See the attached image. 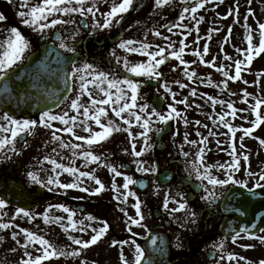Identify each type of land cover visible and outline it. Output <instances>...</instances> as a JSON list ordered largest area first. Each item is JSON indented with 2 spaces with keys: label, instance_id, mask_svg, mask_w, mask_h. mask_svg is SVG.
<instances>
[{
  "label": "rangeland",
  "instance_id": "374dc122",
  "mask_svg": "<svg viewBox=\"0 0 264 264\" xmlns=\"http://www.w3.org/2000/svg\"><path fill=\"white\" fill-rule=\"evenodd\" d=\"M143 1V0H142ZM40 0H29V6H34L39 3ZM119 2V0H117ZM139 0H134L132 10L122 14L120 23L113 25L108 29H93L91 25L99 20L103 21L101 13L110 10L112 0H88L86 7H90L93 4L99 8L95 18L92 14H86L81 16L79 13H73L68 16L62 14H56L55 18L70 21L67 24H60L55 29L73 28L78 32H82L79 26V19L86 18L89 23V35L94 33L93 58L97 61V71H104L108 73L110 79H134L137 80L141 87L138 93L137 107L132 109V112L140 113L139 106L147 104L148 111L155 108L151 104V95L155 91L159 96L163 98L170 106H174L179 110V118L187 120L185 126L186 131L193 133L195 127H204L209 130V127L214 123L216 130V149L215 151L224 150L232 153L233 144H235V152L239 155L244 152V156L248 157L250 163L259 161L264 163V146L260 143L262 135L264 133V124L254 126L255 111H260L264 115V104L261 105L259 110H254L252 105L255 104L256 99L264 100V53L258 56H254L251 64H245L242 66L241 79L227 80V77L222 72H218L217 67H223L224 71L229 72L230 75H234L235 68L234 62L237 59H243L244 57L236 51L237 48H247V35L250 33L253 37L252 43L254 46H258L260 41V32L258 30L257 21L264 23V0H209L205 3L203 9H198L196 13L197 20L200 17L204 19L197 24V20L191 19L190 13H183L184 7L194 6V0H171V3L163 8H157L154 4V0H149L147 4L141 5L136 17V7L139 5ZM22 0H0V14H3L7 19L0 21V41H3L8 34V30L11 27L18 28L24 37L30 41V49L33 48L32 43L38 41L42 36L41 33L33 30V28L25 26L21 18L18 16V12L21 10L27 11L28 8L21 7ZM147 5V6H146ZM251 12V14H249ZM184 15L187 18L183 21L180 20V16ZM130 20L131 26L127 27L128 31H122L121 36L116 44L110 42L118 35L122 18ZM247 16V21L245 17ZM50 17L49 19H52ZM133 21V22H132ZM247 24V27H245ZM178 25H183L178 27ZM169 28L171 31H169ZM198 28V31H197ZM52 29V28H51ZM51 29H46L45 32H50ZM231 30V35H229ZM159 31L161 36H156L154 33ZM137 32V33H136ZM167 37V39H165ZM132 39L138 43L135 45L139 47L141 43H147L153 47L150 51H155L156 46L164 47L166 49L165 63L162 64L158 71L162 73L159 80L148 79L147 77H134L127 73L123 67V59L127 58L130 64L146 62L147 57L136 53H128L118 47L119 42L123 40ZM72 40V39H71ZM75 38L73 41H77ZM183 40L184 44L181 45L180 41ZM103 42V45L98 44ZM171 45V47H169ZM97 47V49L95 47ZM208 47L207 54L203 53L204 47ZM180 47H185L183 59L188 62L186 65L180 64L179 61L171 57L170 53L173 50L178 51ZM200 51L204 61L211 63L200 62V57L193 55V51ZM29 52V51H28ZM25 54V58L28 55ZM115 52V56L112 53ZM231 57V59H225V57ZM116 57L121 58V63H116ZM24 58V59H25ZM100 68V69H99ZM185 70L188 72H195L196 75L192 79H188L185 75ZM90 79V77H89ZM156 81L157 87L153 88L147 86L146 81ZM227 80V88L224 87V81ZM247 81V83H245ZM167 84L171 89V92H166L162 87L163 84ZM183 85V87L181 86ZM106 87V85H105ZM89 89L93 92V96L96 99L104 98L103 94L92 85H89ZM195 91V95H192ZM248 93L245 97L244 92ZM172 93H175V99H173ZM74 95H80V99L83 97L85 100H81V104H87L91 107L89 98L87 95H81L79 91V85ZM209 97H213L215 100L221 103L213 104ZM186 100L184 103H176V101ZM227 103H231L235 109V115H232L233 109L227 108ZM71 102L60 112L58 115L68 112L69 116L76 115L77 121L73 127V132L76 135L84 136L87 132L84 130L85 125L81 123L84 120L81 114H77L75 110L70 107ZM108 110V116L102 117V122L107 123L109 119L113 121L116 127L121 129H128V131H115L107 139L99 142L101 143V150L104 149L107 152L108 157H112L110 162L107 157L102 153H98L96 149H90L82 146L75 136L71 133L58 132L62 141L69 145V147H60L59 141L52 140V131L55 128L63 129L65 126L60 124L59 121L52 122L54 128L49 129L43 126H39L36 137L30 142V147L20 158L19 164L16 160L17 153L21 150V145L18 142V137L15 141V152L10 150V147L0 151V165L7 167L10 164H14V174L20 176L22 180H28L32 184L42 185L44 187L58 188L55 183L48 185L49 178H59L61 183L76 182L80 184V187H87L94 191L98 185L95 184L93 179L88 177H78L76 175L67 174L62 169H56L53 171L54 166L46 160V157L56 160L58 163L65 165L66 167H74L79 171L91 172L92 175L100 179L105 188L97 195H91L89 192H82L78 189H71L63 196L72 198L68 200L70 203L77 205L81 201H89L94 205H100V210L94 215L92 211H89L87 215H80L78 211L72 207H68L76 213L73 217L78 223L83 221V224L87 226L89 223L93 227H101L100 221H104L105 216L110 217L109 222L111 228L106 236L99 242L93 250H82L79 257L65 256L61 258H52L45 260L42 264H92L93 257L96 264H115L118 259V251L115 247L110 246L114 240L113 233L115 235L120 234L124 236L126 234H136L138 238L146 237L148 232V218L150 212L147 211L148 206L144 204V201L140 200L141 212L143 214V220L141 225H133L129 222V217L139 219L136 216L135 203L137 192L134 189V184L129 186V191L134 193V196H129L127 201L123 200L121 193L125 192L122 187L124 183L123 177H115L107 167H103L100 163L104 161V164L115 166L119 171L125 175L134 177L143 174H147L141 171H137V165L134 163L136 160H140L145 168H151L153 162V154L156 151L157 145V133L163 127L162 123L156 122V118L153 117V123L150 125V131L148 132L147 147L144 144V138L139 135L144 129L136 123L135 117L130 116L128 113L123 115L132 121V126L124 124L122 120L114 115L110 106H104ZM243 110V111H242ZM164 112V109L161 111ZM221 114L225 115V120L233 128L237 129L235 135L230 133L229 136L224 134L221 129L219 117ZM3 113L0 112V124L6 123L3 120ZM245 117V118H242ZM199 122V123H197ZM88 125L95 131V128L101 129L93 122L88 121ZM244 128H252L253 131L249 135H243L240 131ZM32 131V130H31ZM129 132L132 137L129 136ZM29 135L28 133H26ZM5 133H0V136ZM207 135V132H206ZM208 139V137H204ZM219 142V143H218ZM136 144V150L140 151L144 149L143 155L140 157H134L131 155V144ZM232 143V144H230ZM80 144V149H74L71 146ZM69 148V149H68ZM55 149V151H53ZM60 150L63 151V156L59 157ZM68 150V152H67ZM87 150H92L95 155L101 158L100 163H93L90 160L86 161L81 153ZM78 153L73 155V153ZM99 152H103L100 151ZM10 157V158H9ZM69 158L70 161H74L73 165H67L63 159ZM76 163V164H75ZM127 163L132 166V172L129 174L123 169V165ZM42 166V167H40ZM41 168V169H40ZM34 173L40 183L32 181L28 173ZM149 173V172H148ZM67 175V176H66ZM113 180L119 187V191L114 192L112 190ZM67 190V189H66ZM62 192V191H61ZM117 196H120L117 199ZM109 204V205H108ZM56 205H64L67 207V203L62 201H53L47 205H41L36 207L29 217H25L22 214L16 215V207L6 206L0 209V223H8L12 225L8 229H0V264H22V262L28 259L24 253L27 251L32 254H40L36 250L40 247L38 244H28V248L22 247L23 244L28 243L26 237L20 232V229H26L37 235L43 236L49 240L57 248H62L65 251H73L79 246L72 244L68 239L72 237L88 240L90 238L91 230L87 232H80L79 230L65 232L64 226L67 225V214L62 209L55 207ZM102 209V210H101ZM101 211V212H100ZM125 212L127 215H125ZM47 213L49 217H63L60 222H48L45 223L44 214ZM93 216L96 219L94 221H88L86 217ZM106 222V220H105ZM140 226V227H139ZM131 229L129 231L128 229ZM13 234H16V240L12 239ZM66 242V246H65ZM251 245L252 247H246L244 250L245 261L242 264H259L261 260H264V243H261L258 239L249 241L245 246ZM65 246V247H64ZM118 246V245H117ZM72 247V248H70ZM15 249V251H13ZM91 252V255L88 254ZM129 264L134 263L135 251L133 248H127L123 251ZM120 264V261L119 263Z\"/></svg>",
  "mask_w": 264,
  "mask_h": 264
},
{
  "label": "snow or ice",
  "instance_id": "6c2138e0",
  "mask_svg": "<svg viewBox=\"0 0 264 264\" xmlns=\"http://www.w3.org/2000/svg\"><path fill=\"white\" fill-rule=\"evenodd\" d=\"M11 2V0H9ZM108 0H105V3H107ZM186 2V0H185ZM209 2V0H194V6L191 7H184L183 13H190L191 19L197 20L196 13L198 9H203L205 7V3ZM223 2V0H221ZM88 3V0H40L39 3H37L34 6H29V0H22L21 7L22 8H28L27 11L21 10L17 14L21 18L22 23L25 26L33 28V30L43 34L46 29L55 28L57 25L60 24H67L70 21L68 20H62L55 18L56 14H62L64 16H68L73 13H79L81 16H85L86 14H92V16L95 18L96 13L99 11V8L96 7L95 4H93L90 7H86L85 5ZM171 3V0H154V4L157 8H163ZM134 0H112L110 10L104 13H101L103 16V21H95L91 27L93 29H108L110 28L113 23L116 24L120 23V19H117L118 17H122V14L127 13L133 6ZM251 14V12H249ZM50 17H53L52 19H49ZM187 17L184 15L180 16V20L183 21ZM7 18L0 14V21H5ZM204 18L200 17L199 20H197V24H199L200 21H202ZM245 21H247V16L245 17ZM258 24V30L260 32V41L258 46H254L252 43L253 37L249 33L247 35V48L246 49H240L237 48L236 51L239 52L244 58L243 59H237L234 62V68L235 72L234 75H230L229 72L224 71L223 67H217L218 72H222L225 77H227V80H240L241 79V72H242V66L245 64H251V62L254 59V56H258L261 53H264V23H261L257 21ZM86 28L88 27L87 23L84 25ZM183 25H178V27H182ZM245 27H247V24H245ZM169 31L171 29L169 28ZM198 31V28H197ZM92 34V33H90ZM156 36H161V33L159 31H156L154 33ZM229 35H231V30H229ZM72 40H75V35L71 37ZM167 39V37H165ZM55 40L59 41L58 47L59 49L64 50V52L75 54L76 48L74 45L68 44L65 39L60 36L56 35ZM138 42L132 39L123 40L119 42L118 47L125 52L128 53H136L142 56L147 57L146 62L141 63H135L130 64L127 58L123 59V67L125 71L131 76L134 77H147L148 79H157L159 80L162 73L158 71L159 67L165 63L166 60V49L164 47L156 46L155 51H150V49L153 47L150 44L147 43H141L139 47H136L135 45ZM180 44L183 45L184 41L181 40ZM171 47V45H169ZM30 49V41L27 40L24 35L21 33V31L16 27H11L8 30V34L5 37L3 41H0V88H3L5 92H8L9 90V83L8 81H12L14 79H22L19 72L15 71V69L23 64L25 54ZM185 52V47H180L178 51L173 50L170 55L175 60L179 61L180 64L186 65L188 62H186L183 59V54ZM208 47L205 46L203 49V53L207 54ZM195 56L200 57V62L202 63H211L206 62L203 59V56L201 55L200 51L195 50L192 53ZM113 56H115V52L112 53ZM56 61L55 63L59 66L56 71L62 73V77H66L65 83L71 80H78L79 81V91L81 95H87L89 98V102L91 107H89L87 104H81L80 103V95H78L75 99L71 102V108L75 110L77 114H81L84 117V120L81 121L82 124L85 125L84 130L89 133L88 136H79L76 135L73 132V127L71 125H74L77 121V116L72 115L69 116L68 112H64L63 114H53L51 111L47 110H41L39 115V121L37 120H30V119H15L11 115H9L7 112L3 115V120L6 121L4 124H0V133H5V135L0 136V151H2L5 148L10 147V150L12 152H15V141L17 137H19L22 133H28L31 134V130L36 128L37 126H43L45 128L52 129L54 128V124L52 122L59 121L60 124L64 125L65 127L63 129L55 128L54 131H52V140L53 141H59L60 147H69V145L65 144L61 137L57 135L58 132H66L71 133L75 136V139L78 141H84L87 145L91 146L93 144L99 143L108 137H110L113 132L115 131H128V129H121L119 127H116L113 124V121L109 119L107 123L102 122V117L108 116V110L104 106H110L112 113L118 118L122 120V122L129 127L132 126V121L128 118H126L123 114L128 113L130 116L135 117V121L137 124H139L144 131L139 133L141 137L144 138V144L145 147H147V141H148V132L151 130L150 125L153 123V117L156 118V122L167 124L169 120H172L176 117H179L181 114L180 112L174 107L169 106L168 111L161 112L157 111L155 108H153L151 111H148V105H140V113L132 112V109H135L137 105L138 100V93L139 89L141 87L140 83L137 80L124 78V79H110L108 73L104 71H97L93 64L85 63L82 67H78L75 63L74 56L70 57H64L59 52L56 53ZM225 59H231V57H225ZM116 63H121V58L116 57ZM70 65V71L68 70V66ZM23 71V70H22ZM47 71L52 72L53 69L49 67ZM25 75H27L25 73ZM185 75L188 76V79H192L196 73L195 72H188L185 70ZM90 77V79H89ZM39 79V78H37ZM227 80L224 81V87L227 88ZM247 83V81H245ZM89 85H92L93 87L97 88L102 94L104 98L96 99L93 96V92L89 89ZM106 85V87H105ZM183 87V85H181ZM32 88L38 87L37 83H32ZM164 90L166 92H171V89L168 87V85L165 83L162 85ZM192 95H195V91H193ZM245 97L248 96V93L244 92ZM173 99H175V93H172ZM209 100L212 101V103L215 105L217 103H221L220 101L215 100L213 97H209ZM176 103H184L186 104V100H180L176 101ZM264 104V100L262 99H256L255 104L252 105V108L254 110H259L261 108V105ZM227 108L233 109L232 115H235V109L231 103H227ZM243 111V110H242ZM245 118V117H242ZM220 122L223 123V126L225 128H228L233 135H235V132L237 129L233 128L227 121L225 120V115L221 114ZM88 121H93L100 129L101 131H93L92 128L88 125ZM199 123V122H197ZM261 124H264V115L261 114L260 111H255V121L254 126H259ZM244 135H249L253 129L252 128H244L242 129ZM129 136L132 137V134L129 132ZM187 139V137H185ZM190 143H195V141H190ZM203 143V141H201ZM219 143V142H218ZM261 144H264V140L260 141ZM74 149H80L81 145L76 144L71 146ZM233 151L231 155L233 156V160L230 164H221L219 165L220 169L225 170L226 178L219 179L211 174L210 166L204 163V149L200 148L197 153V159L199 160V165H203V171L200 170L199 165L194 164L193 168L196 169V179L200 180L201 182L207 181L208 185H211V189L204 187L203 191L205 195L202 197L205 201H208L209 203H215V201L218 199V197L215 194V189L217 186L224 187L229 184H240L241 187L247 188V184L243 183L242 181H238L234 178L233 172L238 171L240 167V160L237 158L235 154V144H233ZM55 151V149H53ZM144 149H141L140 151L136 150V144H131V155L134 157H140L143 155ZM78 153L74 152L73 155H77ZM86 161L90 160L93 163H100L101 158L97 155H95L92 151H84L81 153ZM185 156L188 155V153H184ZM10 158V157H9ZM48 160L50 164L54 166L53 171L56 169H62L64 172L69 173L70 175H76L78 173L77 179L79 177H88L90 179H93L95 184L98 185V187L95 188L94 191L90 190L87 187H80L79 183L76 182H69V183H61L58 176L57 178H49L47 181L48 185H51L53 183L56 184L58 188L62 189H79V191L82 192H89L91 195H97L101 191L104 190L105 185L103 182L94 177L91 172H85V171H79V169L74 167H66L65 165L58 163L56 160L51 159L49 157L45 158ZM244 160H248V157L245 155ZM137 165V171H141L144 173H148L152 171L151 168H145L143 166L142 161L136 160L134 161ZM103 167H107L108 170L114 174L115 177H123L124 183L122 187L125 192L121 193L123 196V200L126 202L129 196H134L135 194L129 191V186L131 184L137 183L136 180L133 179V177L125 175L121 171H119L115 166L108 165V164H102ZM249 175H253V173L249 172ZM29 178L36 182L40 183L38 177L32 173H28ZM259 181H264V174L259 176ZM119 187L115 184V181L113 180L112 184V190L114 192L119 191ZM257 188H264V184L257 182L253 188L248 189L249 193L255 195V189ZM52 190L51 188L49 189ZM120 196H117V199H119ZM179 206L178 208L172 209L173 212L184 210L187 208L186 202H178ZM169 200L168 197H165L164 200V208L168 209ZM6 202L3 199H0V209L5 208ZM55 207H58L62 209L64 213L67 214V225L64 226L63 230L65 232H69V230L76 231L79 230L80 232H87L88 229L91 230L90 238L88 240L78 239L75 237H72L71 235L68 237V239L72 242V244L79 246L75 250L68 252L64 249L57 248L54 246L49 240L45 239L43 236L37 235L31 231H28L26 229L21 228L20 232L24 234L26 237V240L28 243H25L22 245L25 249L28 248V244H38L40 247L36 250L40 254H32L29 252H25L24 255L28 257V259L24 260L22 264H42L45 260H50L52 258H61L65 256H75L79 257L81 255L82 250L88 249L91 246L96 245L98 242H100L109 231V224L105 221H100L102 224L101 227H93L91 223H89L87 226L83 224V221H80L79 223L73 219V217L76 215L74 211L69 209L68 207L64 205H56ZM136 210V216L139 217V219L129 217V222L133 225H141V221L143 220V214L141 212V204L139 201V198L136 197V203L134 205ZM23 215L25 217H29L31 214L26 211L24 208H19L16 210V215ZM125 215L127 213L125 212ZM191 216L193 218V222L195 221L196 213L193 211L191 212ZM63 217H49L47 213L44 214V220L45 223L48 222H60L63 220ZM88 221H94L96 218L93 216L86 217ZM262 220H264V216L261 217ZM12 225L8 223H0V229H8ZM252 228H256L255 224H252ZM131 231V229H128ZM235 231V230H234ZM248 228H243L240 231H235V234L232 236V242L235 243L237 238L241 235V232L248 233ZM261 231H264V229H261ZM249 235H251L249 233ZM255 239H258L261 243H264V235L261 236H255ZM13 240H16V234H13L12 236ZM17 243H20L19 240H16ZM128 241H117L113 240L111 242L112 247H115L117 245H125L128 244ZM134 245V264H153L151 259H146V251L143 247H141L139 244H136L135 241L131 242ZM151 244L153 246L157 245V239H151ZM181 245L177 243V247H180ZM223 247V245H221ZM245 247H252L251 245L245 246ZM15 251V249H13ZM221 259H224V257H221ZM227 259L229 261L234 259L244 260L245 257H236L235 255L230 254ZM119 261L120 264H129L128 259L126 258L122 248L119 252ZM259 264H264V260H261Z\"/></svg>",
  "mask_w": 264,
  "mask_h": 264
},
{
  "label": "flooded vegetation",
  "instance_id": "af4514ba",
  "mask_svg": "<svg viewBox=\"0 0 264 264\" xmlns=\"http://www.w3.org/2000/svg\"><path fill=\"white\" fill-rule=\"evenodd\" d=\"M89 45L91 44L88 42L84 49L88 55L91 52ZM83 64L85 63L82 62ZM72 81V88L77 87L78 81ZM71 98L72 96L65 103ZM64 107L65 104L56 112ZM170 121L171 130L163 138L164 149L153 156L154 163L151 166L152 171L149 172L152 177L150 194L144 196V204L148 206L147 211L150 212L148 218L150 229L164 234L169 245V261L172 264H242L245 259L229 261L227 257L230 254L237 258L244 257L246 248L244 245L248 238L240 235L233 243L232 237L221 235L220 227L224 219L233 218L232 214L224 213L222 202L225 194L233 187H244L240 184L217 186L215 194L218 199L215 203H209L202 197L205 195L204 187L211 189V185H208L207 181L197 180L196 169L193 168L194 164L199 165L197 153L200 148L204 149V163L210 166L211 174L219 179L226 178L225 170L220 169L219 165L230 164L233 159L221 150L215 151L217 140L213 127H210L206 139L202 130L195 129V133L186 131L178 123L177 117ZM184 153L188 155L185 156ZM243 159L244 157L239 158L240 167L238 171L233 172L234 178L247 184L245 188L247 190L253 188L257 182L263 184V181H259V176L264 174L263 166L260 165L259 168L256 164V169L254 166L249 169L248 160H245V164ZM199 167L203 171V165ZM249 172L253 175L250 176ZM160 174H163L165 179L162 184L157 183V176ZM165 197L169 200L168 209L163 206ZM178 202H186L187 208L173 212L172 209L178 208ZM82 204L76 206L77 209L82 208L84 212L90 209L93 212L98 210L92 204ZM193 211L196 213L194 222L191 216ZM116 237L120 240L118 235ZM177 243L181 246L177 247Z\"/></svg>",
  "mask_w": 264,
  "mask_h": 264
},
{
  "label": "water",
  "instance_id": "95a60500",
  "mask_svg": "<svg viewBox=\"0 0 264 264\" xmlns=\"http://www.w3.org/2000/svg\"><path fill=\"white\" fill-rule=\"evenodd\" d=\"M81 24L87 29L84 26V21H82ZM56 35L58 34L54 35V40ZM57 52L64 57L74 56L75 63L78 59L83 58L79 54L66 56L53 44L40 46L37 52L33 53L28 58L25 65L15 69V71L20 73L22 79L8 81V92H5L3 88H0V110L7 112L14 118H35L41 110L51 111L60 106L70 92L71 83L70 81L65 83L67 78H61L63 74L56 71L59 67L55 63ZM49 67L53 69L52 72L47 71ZM25 73L27 75H25ZM32 83H37L38 87L32 88ZM153 103L158 109L162 106V102L157 98L153 99ZM159 136H161V134ZM245 196L247 197L243 198V201L246 202L241 205L240 209L243 210L245 215H247V218L245 219L246 225L239 228L240 224L238 227L236 225L230 227L225 224L222 227L224 233L232 234L231 232H235L234 229L236 228V231L247 227L248 230L254 229L252 228V217L257 212L264 209V202L258 199L252 203L250 202L252 199L251 194H246ZM0 197L5 200L6 203L15 204L25 210L34 207L40 201L50 198L44 196L41 190L35 193L28 192L24 186L14 178L10 168L4 170L2 167H0ZM256 228L258 229L259 227L256 225ZM154 238L157 239L156 246L151 244V239ZM141 245L146 251V259H151L153 264H168L166 262V252L164 251L163 240L156 236H152Z\"/></svg>",
  "mask_w": 264,
  "mask_h": 264
}]
</instances>
